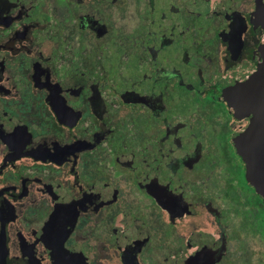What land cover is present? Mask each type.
Listing matches in <instances>:
<instances>
[{
  "label": "flooded vegetation",
  "instance_id": "flooded-vegetation-1",
  "mask_svg": "<svg viewBox=\"0 0 264 264\" xmlns=\"http://www.w3.org/2000/svg\"><path fill=\"white\" fill-rule=\"evenodd\" d=\"M263 49L258 0H0V264H264Z\"/></svg>",
  "mask_w": 264,
  "mask_h": 264
},
{
  "label": "water",
  "instance_id": "water-1",
  "mask_svg": "<svg viewBox=\"0 0 264 264\" xmlns=\"http://www.w3.org/2000/svg\"><path fill=\"white\" fill-rule=\"evenodd\" d=\"M259 17L264 25V0H258ZM259 72L247 82L238 109L251 118V125L238 141L239 153L247 162L248 178L264 180V49L260 52ZM233 105L237 107V101Z\"/></svg>",
  "mask_w": 264,
  "mask_h": 264
}]
</instances>
